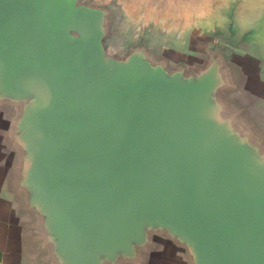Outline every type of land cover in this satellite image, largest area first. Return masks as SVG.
<instances>
[{
    "label": "water",
    "instance_id": "obj_1",
    "mask_svg": "<svg viewBox=\"0 0 264 264\" xmlns=\"http://www.w3.org/2000/svg\"><path fill=\"white\" fill-rule=\"evenodd\" d=\"M86 21L72 1L0 0V103L34 199L53 207L77 264L157 252L161 236L187 264H264V160L214 97L228 72L188 87L133 58L113 64L103 33H72ZM228 48L241 70L246 58Z\"/></svg>",
    "mask_w": 264,
    "mask_h": 264
},
{
    "label": "crops",
    "instance_id": "obj_2",
    "mask_svg": "<svg viewBox=\"0 0 264 264\" xmlns=\"http://www.w3.org/2000/svg\"><path fill=\"white\" fill-rule=\"evenodd\" d=\"M183 3L184 0L178 2ZM227 6L225 19L230 46L246 59L241 70L228 71L227 98L223 100L233 130L242 135L244 146L254 149L255 158L263 161L264 0H228ZM217 7L210 11V17L203 16L201 11L196 13L195 20L199 23L190 27L200 35L221 33L216 22L224 17L218 15ZM164 28L170 30L169 35L178 37L179 47L186 48L188 24L181 14L169 15ZM232 64L239 66L235 61ZM231 73L239 74L231 76ZM0 106V264H77L79 256L72 241L60 232L53 207L46 214L45 207L34 199L35 190L28 185L24 173L25 150L16 138L20 129L6 103ZM156 238L157 252H151L150 248L140 251L136 245L134 252L122 251L113 258L101 253L99 264H187L184 248L168 237Z\"/></svg>",
    "mask_w": 264,
    "mask_h": 264
},
{
    "label": "rangeland",
    "instance_id": "obj_3",
    "mask_svg": "<svg viewBox=\"0 0 264 264\" xmlns=\"http://www.w3.org/2000/svg\"><path fill=\"white\" fill-rule=\"evenodd\" d=\"M62 1H72L82 14L95 18V22L88 24L86 21L71 31L77 35L84 30L103 33L105 59L113 64L125 63L133 58L144 73L152 75L158 71L156 78L182 83L188 87L196 83L193 81L197 76L208 75L207 79L210 81L218 74L225 75L230 70L227 65V54L230 53L226 50L230 45V37L227 35L225 19L228 0H184L181 5L178 4L179 0H60ZM215 7L219 10L218 15L224 17L216 22L222 32L211 36L199 35L196 29L190 27L199 23L194 15L201 11L203 16L210 17V11ZM178 14L188 24L187 45L184 49L178 46V37L169 35L167 32L170 30L164 28L169 15L174 17ZM100 15H105V18ZM209 22L210 19L207 21L208 26ZM238 53L242 56L241 52ZM227 92L228 82L220 91H215L214 97L227 98ZM209 96L211 94L206 97Z\"/></svg>",
    "mask_w": 264,
    "mask_h": 264
}]
</instances>
